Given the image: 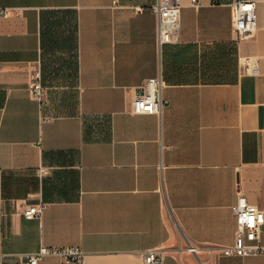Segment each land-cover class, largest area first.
I'll use <instances>...</instances> for the list:
<instances>
[{
  "label": "crops",
  "instance_id": "crops-1",
  "mask_svg": "<svg viewBox=\"0 0 264 264\" xmlns=\"http://www.w3.org/2000/svg\"><path fill=\"white\" fill-rule=\"evenodd\" d=\"M156 1L0 0L1 264L42 246L79 247L86 264H142L151 249L163 264H264L222 253L239 193L264 212V0L245 41L235 0H181L180 40L162 45ZM156 76L161 114H134Z\"/></svg>",
  "mask_w": 264,
  "mask_h": 264
},
{
  "label": "built area",
  "instance_id": "built-area-1",
  "mask_svg": "<svg viewBox=\"0 0 264 264\" xmlns=\"http://www.w3.org/2000/svg\"><path fill=\"white\" fill-rule=\"evenodd\" d=\"M192 4L199 6L198 0ZM234 24L233 31L238 41H245L254 36L258 29L257 7L254 0H235L233 3ZM157 16L159 44H175L180 40L181 0H157L152 7ZM0 13L8 16L7 8H0ZM258 67L250 65V59L245 60V72L256 73ZM163 80L160 76L149 78L140 93L132 101L134 114H161L165 103L162 97ZM28 88L32 96L43 102L46 88L42 83L39 69L33 70L29 76ZM47 173V169L38 171L40 176ZM45 204H29L23 210L27 219L40 218ZM235 216L236 230L232 245L222 249L225 256L245 257L258 255L264 252V245L260 242L261 231L264 225V212L256 205L251 204L241 193L232 207ZM46 256H57L71 264H86L84 252L79 247H46L42 246L38 252L22 257L17 264H39ZM5 255L0 254V264ZM164 254L159 250H147L142 255V264H163Z\"/></svg>",
  "mask_w": 264,
  "mask_h": 264
},
{
  "label": "trees",
  "instance_id": "trees-1",
  "mask_svg": "<svg viewBox=\"0 0 264 264\" xmlns=\"http://www.w3.org/2000/svg\"><path fill=\"white\" fill-rule=\"evenodd\" d=\"M5 101V94L0 92V107L4 104Z\"/></svg>",
  "mask_w": 264,
  "mask_h": 264
}]
</instances>
